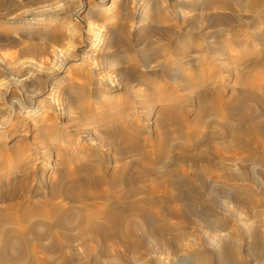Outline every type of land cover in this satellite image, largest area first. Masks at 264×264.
<instances>
[{"label":"bare ground","instance_id":"bare-ground-1","mask_svg":"<svg viewBox=\"0 0 264 264\" xmlns=\"http://www.w3.org/2000/svg\"><path fill=\"white\" fill-rule=\"evenodd\" d=\"M115 1L70 55L75 121L0 143V264H264V0ZM48 23L32 33L62 42Z\"/></svg>","mask_w":264,"mask_h":264},{"label":"rangeland","instance_id":"rangeland-1","mask_svg":"<svg viewBox=\"0 0 264 264\" xmlns=\"http://www.w3.org/2000/svg\"><path fill=\"white\" fill-rule=\"evenodd\" d=\"M26 1L27 0H15L14 7H10V10L7 6L2 7L0 4V15H4V18L0 17V23L6 26V31L4 33L0 32V143L7 148L6 150H12V148L14 150H22L18 145L20 141L26 140L27 144L30 145L34 138L32 129L41 119L46 118L48 114L55 118L58 123V128L61 131L64 130L66 125H70L69 123L75 121L73 116L75 113L74 110L71 111L67 108L68 97L66 96L72 90L67 82H65L66 84L64 83V81L68 80L69 76V74L67 76L66 69L69 65H73V63H71V56H75V59L79 58L81 54L87 50V48H83V43H93L98 39L96 37L101 35V28L105 29L103 26L107 24V20L103 22L105 20L104 16L99 14L101 8H103L101 2L106 0H50L49 2H43V4L40 3L37 5L26 4ZM130 1L132 0H116L115 2L117 8L121 9L125 4L129 5L131 3ZM122 19L119 20L120 23L124 21V19ZM48 22L51 26H62L64 32L62 42L56 44L50 42L51 40H49V38L46 39L44 35L36 36L32 33L34 28L39 30V27L41 28L42 25ZM149 22H146L148 26L156 25L151 22L149 24ZM43 31L45 32V30ZM91 40L93 42H91ZM59 79L62 83H60L61 81ZM35 80L38 82H35ZM32 82H34V84ZM55 90L58 92L56 93ZM119 93V90L115 91L114 95H118ZM56 95L58 96L56 97ZM53 99L55 101L58 100L57 102L59 104L63 102L61 104V110L53 109ZM64 109L67 110L65 111ZM152 116L154 117V113ZM152 116L149 119L151 125H153L154 121ZM209 124L211 128L209 132L205 134H209L211 130L215 131V128L220 127V123L213 117L209 118ZM83 127L82 129H85V126ZM87 127H90L87 128V132L92 134V129L96 126L90 124ZM13 132L16 133L13 134ZM75 133L78 134L76 131ZM76 134L66 135H71L74 137V140H85L84 137H78ZM140 135L153 136L154 134L151 132L150 134H146L143 131ZM49 139L50 138H47L48 141ZM53 143L56 144L57 142L54 141ZM93 144L97 146L95 143ZM173 145L177 144L174 143ZM37 147L38 145L31 147L30 150H33L32 153L35 154V150H42ZM53 150H57L55 146ZM55 153L56 152H54L53 155ZM20 155L19 157L26 158L25 152ZM53 155L52 159L49 160V167L54 165L53 158L55 157ZM82 155L83 154L79 156L80 160L85 159ZM41 165L42 164H39V166ZM45 176L47 177V174ZM32 223L35 227H40V229H37V233L42 235V223L37 219H34ZM203 233L205 235L202 234V237L205 239L209 240V237L213 236L212 239L214 241L221 240L222 238L225 239L222 240L226 241L224 232H214L211 235L205 230ZM218 233L224 236H219ZM77 249L79 250V248H75V254L77 253L76 257L80 259L81 250L77 251ZM78 252L80 253L78 254ZM164 256L161 257V260L165 261ZM134 258V254H129L128 264L130 261V264H137L135 263L136 258ZM129 259L134 260L132 262V260ZM99 264H115V262H107V259H102Z\"/></svg>","mask_w":264,"mask_h":264}]
</instances>
